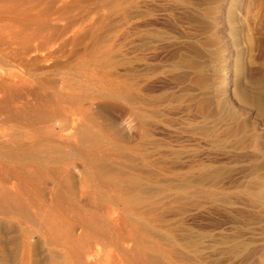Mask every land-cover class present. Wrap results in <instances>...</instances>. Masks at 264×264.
Segmentation results:
<instances>
[{"label":"rangeland","instance_id":"obj_1","mask_svg":"<svg viewBox=\"0 0 264 264\" xmlns=\"http://www.w3.org/2000/svg\"><path fill=\"white\" fill-rule=\"evenodd\" d=\"M193 37L209 51L203 94L179 84ZM225 64L229 99L261 140L237 164L264 167V0H0V264H243L208 246L229 218L180 195L191 165L236 162L181 134L182 111L222 88ZM259 238L250 264L264 262Z\"/></svg>","mask_w":264,"mask_h":264},{"label":"bare ground","instance_id":"obj_2","mask_svg":"<svg viewBox=\"0 0 264 264\" xmlns=\"http://www.w3.org/2000/svg\"><path fill=\"white\" fill-rule=\"evenodd\" d=\"M184 3H186V2H184ZM188 5H190V4H188ZM194 5H196V4H194ZM238 6L239 7L237 8V10L239 9L238 11H243L241 8V5H238ZM197 7L198 6L196 5L195 8H197ZM230 8H231V6H230ZM187 9H184V11ZM211 10L213 12L214 9H211ZM193 11H194V9L192 10V12ZM203 12L205 14L204 10H203ZM187 13L188 12L186 11L185 14H187ZM189 13H190V11H189ZM199 15H198V20L200 18ZM205 15H207V14H205ZM209 17L211 18V16H209ZM199 21H201V20H199ZM206 21H208V20H206ZM134 28H135V26H134ZM191 28H192V26H191ZM204 28H206V27H204ZM240 28H241V26L238 25L236 27V31H240L241 30ZM188 32L189 31H187L185 33L188 34ZM214 35H212L211 37L209 36L208 39L211 38L210 41H213V40L215 41L216 37ZM190 38H192V37H190ZM190 38H187V39H190ZM205 39L206 38H204V40ZM201 41L202 40L200 38L197 39V37H193V39H191L190 42H186L183 45H181L180 49L177 46L181 42H179L176 46L178 48L179 52H181L178 54V56H179V76L178 77H179V82H180L179 84L184 83L185 85H187L189 90H192L193 92L197 91L198 92L197 94H201V93L203 94L204 93V92H202V89L204 87L202 82H203V80L205 81L206 77L210 76L209 75L210 70L207 71L205 66H203V63H202V57L206 53V51H208L207 50L208 48L206 49V46L203 44V41L202 42ZM179 46H180V44H179ZM175 52H178V51H175ZM207 55H209V54L207 53ZM204 58H205V56H204ZM228 59H229V56L228 57L224 56L223 60L226 63L228 61ZM204 64H206V62ZM177 66H178V63H177ZM222 70L226 71V72L224 71L223 78H222L223 86H221L222 88H219V85H216V84H218V81L215 82V84L212 86L213 87L212 90H210L211 94L209 96H211V99L208 98L209 100L207 102H205L204 104H201V105L189 104L186 108L184 107L185 110L182 109L183 110L182 113H184V115L182 117L181 123L185 127L183 128L181 134H183L182 137H185L184 134L189 133V135L192 136L191 138L194 140L197 139L198 141L199 140L200 141L204 140L203 142L206 141L207 143H209V145H211L210 147H211L212 151H210V152H212V153L215 150H218V149L222 150L223 149L224 151H226V152H224V154L228 155V157H230L232 159H235L236 162H235V164L230 163V162H224V163L222 162L221 163V162H219L220 160L218 161L217 159H214L210 163H201V164L197 163V164L191 165L189 176L187 178H183V180H182L181 187H180V189H181L180 195L182 196L181 199H183V200L186 199V195H187L190 198L189 200L192 201V203H196V202H200V201H205L207 203H210L211 206L217 211V213H219V215L221 213H223L224 216L226 215L229 218V220L232 222L231 225H233V226L231 227V230L229 229L230 231L225 230L223 232L221 231V233H219V234H212L211 238H210V236H208L210 238V239L208 238L210 241V244H208L209 249H211L213 251V256L216 257V259L219 256L221 257V259L225 258L226 261L236 258V259L241 260L240 263L243 262V264H244L246 262V264H250V262L252 260L253 261L255 259L259 260L256 257L259 253H261L260 252L261 248H260V246L258 247L257 240H258L259 236H262L264 234V226H263V229L261 227L262 221L264 219V215H263L264 214V167L257 162H252V163L250 162V165L245 164L246 162L244 163V165L243 164L238 165L237 163L240 160L249 159L250 155H252L254 157L256 155H259V154H257L259 152L258 151V148H259L258 144L261 145L260 144L261 140L259 137H254L251 134H249V132L246 129L245 122H243V120L242 121L240 120V114L238 113V111H239L238 107L236 106L235 101L233 102L231 99H229L230 96L228 95L229 94L228 85L231 82L230 75H229V67L226 66V64H225L224 69H222ZM214 71H216V70H214ZM216 76L219 77V75H216ZM218 79H220V78H218ZM214 80H216V79H214ZM190 93H189V95H190ZM194 93H191V95H193ZM239 96H240V94H239ZM241 97L243 99H249L250 98L249 94L245 93V92H243L241 94ZM190 98H192V97H190ZM192 100H193V98H192ZM248 102H250V101H248ZM208 103H212V107L207 105ZM194 140H192V141L194 142ZM189 142H191V141H189ZM196 143H198V142H196ZM180 145H182V144H180ZM209 145H208V147H209ZM195 146H196V144H195ZM249 146L251 148L253 147L252 150L250 149V151H253V153L252 152L248 153L247 150L244 151V149H247ZM225 148H227V149L231 148V150H227ZM189 149H191V148H189ZM193 151H194L193 156L195 153L199 152V150L197 151V149H194ZM255 151L256 152L258 151V152L256 153ZM185 152H186V149L182 148L181 153H185ZM218 153H219V151H218ZM187 154H188V152H187ZM215 154H216V152H215ZM237 172H240L243 175L240 177L238 176L239 178H237V179H233L232 175L237 173ZM190 201H188V202H190ZM186 204H188V203H186ZM183 205H185V204H183ZM214 214H216V213H214ZM253 224H255V225L260 224L261 226L260 225L259 226L261 227L263 232L257 233L256 230H254V229L257 228L258 226L253 228L252 227ZM216 225H214V226H216ZM48 227H49V225H48ZM262 230H259V231H262ZM213 232H215V231L213 230ZM193 236L195 237V235H193ZM194 239H195L194 241H196V238H194ZM185 240H186V238H185ZM194 241L191 242L190 249H191V252L194 254V256L196 255L197 259H198V256L201 252L200 251L201 249L200 250L197 249L198 244L195 242L196 243V245H195ZM186 248H187V246L183 247V250L181 251L183 253V256H187ZM209 253H211V252H209ZM258 256H260V254ZM211 257H212V255H211ZM200 258H201V256H200ZM213 258H211V260ZM263 259H264V254H263ZM198 260H200V259H198ZM217 260L220 261L219 258ZM235 260H233V262ZM253 261H252V263H253ZM212 262H213V260H212ZM256 264H259V263H256Z\"/></svg>","mask_w":264,"mask_h":264}]
</instances>
